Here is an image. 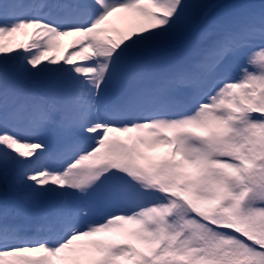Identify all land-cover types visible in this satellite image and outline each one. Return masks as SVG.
I'll use <instances>...</instances> for the list:
<instances>
[{
  "label": "snow or ice",
  "instance_id": "1",
  "mask_svg": "<svg viewBox=\"0 0 264 264\" xmlns=\"http://www.w3.org/2000/svg\"><path fill=\"white\" fill-rule=\"evenodd\" d=\"M0 184V264H264V0H0Z\"/></svg>",
  "mask_w": 264,
  "mask_h": 264
},
{
  "label": "rangeland",
  "instance_id": "2",
  "mask_svg": "<svg viewBox=\"0 0 264 264\" xmlns=\"http://www.w3.org/2000/svg\"><path fill=\"white\" fill-rule=\"evenodd\" d=\"M25 2H27V3H40V1L39 0H26ZM188 2L189 3H192L193 2V0H188ZM23 39V37H21V36H17L16 37V41L18 42V41H20V40H22ZM66 39H69L70 40V45L72 44V42H73V37H67ZM198 44V39H197V35L195 34V33H193V34H191L187 39H186V41L184 42V46H186V47H188V48H193V47H195L196 45ZM70 45H69V50H67V51H64V52H70L72 49H71V47H70ZM64 52H62L61 53V55H63V54H65ZM162 151V150H161ZM2 188H3V185L2 184H0V190H2ZM10 196H11V194H10ZM10 199V198H9ZM10 201H11V199H10ZM3 206V196H2V194H0V207H2ZM11 219H14V217H12ZM35 234V232H33V235Z\"/></svg>",
  "mask_w": 264,
  "mask_h": 264
},
{
  "label": "trees",
  "instance_id": "3",
  "mask_svg": "<svg viewBox=\"0 0 264 264\" xmlns=\"http://www.w3.org/2000/svg\"><path fill=\"white\" fill-rule=\"evenodd\" d=\"M42 2L43 3H53V2H55V0H42ZM208 2H213V3H217V4L227 6V5H231V4H235V3H242V2L259 3L260 0H193L192 3H208ZM67 41L68 40L66 38H64L62 40V42H61L62 43V49L65 47V45H67Z\"/></svg>",
  "mask_w": 264,
  "mask_h": 264
}]
</instances>
